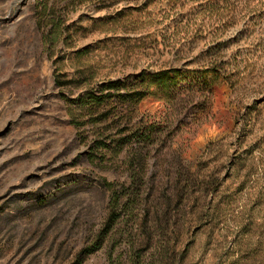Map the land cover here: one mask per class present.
Segmentation results:
<instances>
[{"label":"rangeland","instance_id":"1","mask_svg":"<svg viewBox=\"0 0 264 264\" xmlns=\"http://www.w3.org/2000/svg\"><path fill=\"white\" fill-rule=\"evenodd\" d=\"M211 55L236 82L213 86L186 157L214 188L172 210V259L142 248V264H264V0H0V264H133L127 234L80 261L106 214L102 179L127 180L87 159L83 93Z\"/></svg>","mask_w":264,"mask_h":264},{"label":"trees","instance_id":"2","mask_svg":"<svg viewBox=\"0 0 264 264\" xmlns=\"http://www.w3.org/2000/svg\"><path fill=\"white\" fill-rule=\"evenodd\" d=\"M205 61L193 68H144L123 81L83 93L87 159L123 167L127 180L102 179L109 192L106 214L80 261L106 240L115 242L124 234L129 237L128 249L134 251L133 264H142V248L161 261L172 259V210L195 195L205 201L214 188L215 178L205 170V161L186 157L189 135L211 119L213 86L236 82L235 66H228L218 55ZM147 98L161 102L162 110L142 111L141 103ZM72 123L81 127L76 119ZM124 217L132 222L126 230H122ZM108 259L116 264L119 257L109 252Z\"/></svg>","mask_w":264,"mask_h":264}]
</instances>
